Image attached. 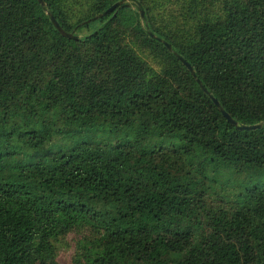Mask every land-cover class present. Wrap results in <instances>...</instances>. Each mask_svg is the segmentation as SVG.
Instances as JSON below:
<instances>
[{
    "label": "trees",
    "instance_id": "16d2710c",
    "mask_svg": "<svg viewBox=\"0 0 264 264\" xmlns=\"http://www.w3.org/2000/svg\"><path fill=\"white\" fill-rule=\"evenodd\" d=\"M119 1L0 0V264H264V0Z\"/></svg>",
    "mask_w": 264,
    "mask_h": 264
},
{
    "label": "rangeland",
    "instance_id": "374dc122",
    "mask_svg": "<svg viewBox=\"0 0 264 264\" xmlns=\"http://www.w3.org/2000/svg\"><path fill=\"white\" fill-rule=\"evenodd\" d=\"M131 3L134 0H129ZM136 3H139V0H135ZM145 3L149 6L154 8L151 11V15L153 16V20L155 22L158 21V19L163 14H170L169 15V21L168 23H174V20H172V16L176 17L178 13V4L173 5L172 0H144ZM208 2H215L216 4L214 6H220L221 0H206ZM213 12V8H212ZM140 54L148 60L151 67L159 72L161 69V65L158 63L157 60L153 59L152 56L149 53H146L145 51H140ZM57 143L59 145H62L64 143L63 139L55 140L53 143V146L50 147V145L43 151H58L59 148H57ZM61 147V146H59ZM42 152V155H44ZM95 235H88L86 234V231L83 229L80 230H74L73 232L69 233L65 237L59 238L55 243V264H79V261L84 259V253L86 251H89V249L92 247L93 241H94ZM85 238L88 239V244L86 245Z\"/></svg>",
    "mask_w": 264,
    "mask_h": 264
},
{
    "label": "water",
    "instance_id": "95a60500",
    "mask_svg": "<svg viewBox=\"0 0 264 264\" xmlns=\"http://www.w3.org/2000/svg\"><path fill=\"white\" fill-rule=\"evenodd\" d=\"M42 6H46V2L45 0H38ZM126 1L128 2L129 0H122V1H119L117 3H115L112 7H110L107 11H105L104 13L86 21L85 23H91L92 21H95V20H98L99 18H102L104 16H107L108 14L112 13L113 11L117 10L118 8H120L121 6H125V7H129L130 4L129 3H126ZM48 14L54 24V26L59 30V32L67 37V38H70V39H73L75 38V35L74 33H69L67 32L60 24L59 22L57 21V19L55 18V16L48 11ZM141 15H142V18L145 17V12L144 10H141ZM151 35L153 37H156L154 34L151 33ZM158 38V37H156ZM159 40L163 41L165 43V45L168 47V49L170 51H174L172 46L164 41L163 39L161 38H158ZM176 56L182 61V63L191 71V73L193 74V76L197 79V82L198 84L201 86V88L211 97V99L214 101V103L216 104V106L218 107V109L221 111V113L223 114V116L228 120V122L234 126H236L239 130H256V129H260L262 128L263 124H259V125H251V126H247V125H240L227 111H225V109L223 108V106L221 105V103L205 88V86L203 85L202 81L198 78L194 68L192 67V65L186 60L184 59L181 55H179L178 53H175Z\"/></svg>",
    "mask_w": 264,
    "mask_h": 264
}]
</instances>
